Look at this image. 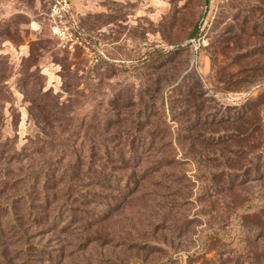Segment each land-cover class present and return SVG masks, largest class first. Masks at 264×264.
<instances>
[{
	"label": "rangeland",
	"instance_id": "374dc122",
	"mask_svg": "<svg viewBox=\"0 0 264 264\" xmlns=\"http://www.w3.org/2000/svg\"><path fill=\"white\" fill-rule=\"evenodd\" d=\"M49 6L0 0V264H264V0L79 1L98 61Z\"/></svg>",
	"mask_w": 264,
	"mask_h": 264
},
{
	"label": "built area",
	"instance_id": "2783aa9c",
	"mask_svg": "<svg viewBox=\"0 0 264 264\" xmlns=\"http://www.w3.org/2000/svg\"><path fill=\"white\" fill-rule=\"evenodd\" d=\"M82 0H49L48 24L52 36L66 50L83 49L93 60L98 61L99 54L92 51V40L82 27L77 10V2Z\"/></svg>",
	"mask_w": 264,
	"mask_h": 264
},
{
	"label": "trees",
	"instance_id": "16d2710c",
	"mask_svg": "<svg viewBox=\"0 0 264 264\" xmlns=\"http://www.w3.org/2000/svg\"><path fill=\"white\" fill-rule=\"evenodd\" d=\"M79 20L80 23L82 25V27L84 28L83 25V21H82V17L79 14ZM177 53V51H165L163 49H154L153 51L150 52H146L143 56H141V58L139 57V61L144 65V66H153V65H159L161 63H164L165 61H167L173 54ZM157 61H160L159 64H157ZM194 88L191 87L190 88V93L192 94ZM192 96V95H191ZM140 137V136H138ZM139 144L135 146H133V144L131 142H128L125 144L126 149H124V147H122L121 149L117 150V149H110L108 148L107 144H105L104 142L100 143L101 144V148H100V155L103 158H107V163L109 164L110 162V153L116 154L117 157H119V153H123L125 154L127 157L124 158L127 160L128 163H137L139 161V156L140 154H138L140 151H144V148L146 147V145L143 142V139L139 140ZM152 139L150 138L149 142H151ZM138 147V148H137ZM151 151V150H150ZM102 157H100L101 159H103ZM127 165V164H126ZM118 175L114 174V176L112 177V179H114L115 184L118 185L117 182V178H119ZM116 179V180H115ZM121 180L123 181L124 186H122L124 189H127L132 183L130 181V179L128 177L125 178H121ZM15 224V223H14ZM23 238H24V244L26 245V247L28 248L30 246V242L28 240V236H26V234H22ZM144 264L143 261L135 258L132 260L131 264ZM166 264V263H164Z\"/></svg>",
	"mask_w": 264,
	"mask_h": 264
},
{
	"label": "crops",
	"instance_id": "0c3cea01",
	"mask_svg": "<svg viewBox=\"0 0 264 264\" xmlns=\"http://www.w3.org/2000/svg\"><path fill=\"white\" fill-rule=\"evenodd\" d=\"M23 47H26V46H25V45H22V48H23ZM22 50H23V49H22Z\"/></svg>",
	"mask_w": 264,
	"mask_h": 264
}]
</instances>
